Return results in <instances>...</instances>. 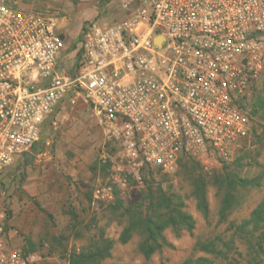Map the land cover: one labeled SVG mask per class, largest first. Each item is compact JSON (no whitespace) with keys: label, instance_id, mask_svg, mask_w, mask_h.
I'll return each instance as SVG.
<instances>
[{"label":"built area","instance_id":"obj_1","mask_svg":"<svg viewBox=\"0 0 264 264\" xmlns=\"http://www.w3.org/2000/svg\"><path fill=\"white\" fill-rule=\"evenodd\" d=\"M60 23L0 1V179L66 103L92 105L115 136L123 184L148 167L176 171L188 155L230 160L249 136L264 0H121L119 15L86 28L72 64ZM7 224L0 211V264H37Z\"/></svg>","mask_w":264,"mask_h":264},{"label":"rangeland","instance_id":"obj_2","mask_svg":"<svg viewBox=\"0 0 264 264\" xmlns=\"http://www.w3.org/2000/svg\"><path fill=\"white\" fill-rule=\"evenodd\" d=\"M8 1V0H0ZM32 10L59 15L66 42L65 62L72 64L79 39L89 25L109 22L121 12V0H16ZM264 97V72L251 91L253 109ZM252 130L236 148L230 160L214 153L184 156L173 172H141L140 178L127 177L115 136L100 120L94 107L83 101L66 103L50 118L44 140L29 164L17 160L0 179V211L10 216L9 231L15 245L23 247L25 237L39 246L37 264H69L71 252L90 248L103 233L114 240L111 255L101 264H182L203 257L201 264H264V226L255 232H241L232 226L249 218L264 197V110L252 114ZM228 174L252 178L261 176L262 184L238 189L240 204L226 219H221L222 195L217 179ZM206 178L209 216L198 207L193 178ZM149 182V184L147 183ZM174 199L184 202L193 215V231L182 229L177 235L168 227L164 235L172 246H163L147 259L139 248L142 237L134 233L127 243L119 236L128 224L129 214L146 212L147 189L157 186ZM112 186V196L106 191ZM148 186V188H147ZM115 187L123 204L117 206ZM130 208V210H128ZM214 239L219 253L202 251L198 242ZM197 264V263H194Z\"/></svg>","mask_w":264,"mask_h":264},{"label":"trees","instance_id":"obj_3","mask_svg":"<svg viewBox=\"0 0 264 264\" xmlns=\"http://www.w3.org/2000/svg\"><path fill=\"white\" fill-rule=\"evenodd\" d=\"M84 31L79 39V43L83 38ZM254 106L253 109V103L249 100L247 107L250 108L249 111L252 117L253 113H257L260 109L264 110V97L259 98ZM262 136L264 140V129ZM43 140L44 137L42 135L38 144L32 148V153L34 150L39 149V145L42 144ZM18 160L22 161V165H25L24 159L19 158ZM145 170L151 173L160 172L152 167H148ZM131 177L134 179V176H130V178ZM192 181L198 201L197 205L207 218L210 211L206 192V178L203 175H199L193 178ZM216 181L219 192L222 195L219 214L221 219L224 220L228 217L230 212L240 204L239 196L236 191L240 188L258 187L262 184L263 178L261 176L248 178L239 176L238 174H228L223 177L222 181L218 179ZM147 183L149 184V182ZM119 192L120 190L115 187L114 193L117 206L123 204V199L119 196ZM147 193H149L148 209L146 212H143L139 209L140 207H138V209L129 214L128 224L123 228L119 236V241L121 243H127L134 233H139L142 237L139 248L143 255L149 259L163 246H172L164 235V231L168 227L173 228L177 235H179L182 229H186L190 232L193 231L196 226V220L192 214L184 209V202L168 195L162 186L158 185L155 189H152L151 186L150 189H147ZM128 210H130V208H128ZM9 216L10 211H8L7 221ZM232 226L241 232H255L260 230L264 226V197L251 211L249 218L244 219L239 225L232 223ZM6 229H9L8 224ZM113 244V239L105 237V235L101 233L90 248L79 252H71L69 255V264H101L104 259L111 255ZM198 246L202 251L214 254L219 253L218 243L214 239L200 241L198 242ZM22 249L28 254L37 251L39 246L32 238L25 237V244ZM204 260L206 259L199 257L194 261L186 260L182 264H201Z\"/></svg>","mask_w":264,"mask_h":264},{"label":"water","instance_id":"obj_4","mask_svg":"<svg viewBox=\"0 0 264 264\" xmlns=\"http://www.w3.org/2000/svg\"><path fill=\"white\" fill-rule=\"evenodd\" d=\"M162 39H163L162 36H157L155 38V40L158 44H161ZM34 158H35V156L33 153H30V152L24 153V159H25L26 164H29L32 160H34Z\"/></svg>","mask_w":264,"mask_h":264}]
</instances>
